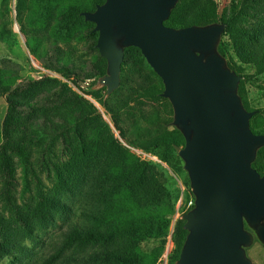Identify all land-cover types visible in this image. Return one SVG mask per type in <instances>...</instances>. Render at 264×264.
<instances>
[{
    "label": "rangeland",
    "instance_id": "rangeland-1",
    "mask_svg": "<svg viewBox=\"0 0 264 264\" xmlns=\"http://www.w3.org/2000/svg\"><path fill=\"white\" fill-rule=\"evenodd\" d=\"M87 1L0 0V69L10 75L3 81L15 87L23 81L41 80L16 99L28 101L39 92L64 83L96 110L90 120L78 122L69 131L64 130L62 136L66 146L64 149L56 147H60L59 153L65 159L64 150L67 153L71 146L79 149L80 179L76 189L72 193L64 190L56 194L69 205L74 196L76 215L61 212L53 214L52 222L35 223L34 241L25 234L11 237L12 245L0 253V264H115L118 257L124 259L122 264H169L170 257L177 255L171 239L175 222L193 207V196L183 165L180 164L178 170L174 167L177 153L150 146L155 137L163 138L159 124L171 116L165 101H152L150 98L153 92L162 88V82L140 52L131 50L127 54L120 87L105 100L106 107L92 96L82 94L72 79L61 75L69 69L78 75L80 84L90 85L97 82L96 73L103 67L104 62L91 49L94 37L81 39L85 28L68 16L72 36L66 39L67 30L60 22L62 9ZM205 11H215L219 21L227 25L220 49L243 76L241 87L247 109L258 111L252 121L258 126L257 132H264V0H186L174 16L173 23L178 26L188 24ZM30 48L36 51L37 58L30 53ZM5 108V101L1 99L0 120ZM117 111L115 127L111 118ZM65 117L67 122L72 120L67 115ZM56 124L62 127V124ZM166 139L171 140V137ZM183 145L178 143L179 147ZM121 148L132 154L137 162L159 166L155 174L144 179L136 193L143 194L140 188L156 187L159 190L163 204L158 211L164 216L167 235L162 239L141 241L139 249L128 236L70 242L67 235L76 222L85 231L93 230L96 236L107 230V224L100 223L97 216L106 206L102 196L108 186L99 184L98 177L93 179L89 175L102 173L115 164L124 171L131 169L127 163L132 159L123 155ZM33 156L35 162L40 161L36 153ZM259 156L264 169V152ZM136 177L131 169L126 178L128 182H134ZM136 182L137 179L133 186ZM45 184L49 186L50 181H45ZM20 191L21 186L18 188L20 200L29 197L28 193ZM126 199L131 200L129 197ZM121 204L132 209L129 202L121 201ZM247 255L253 264H264V245L255 241L247 249Z\"/></svg>",
    "mask_w": 264,
    "mask_h": 264
},
{
    "label": "water",
    "instance_id": "water-1",
    "mask_svg": "<svg viewBox=\"0 0 264 264\" xmlns=\"http://www.w3.org/2000/svg\"><path fill=\"white\" fill-rule=\"evenodd\" d=\"M178 0H105L83 12L94 24L95 47L106 61L94 88L106 96L120 85L124 50L137 48L160 78L171 105V125L184 138L175 146L193 207L180 216L187 236L174 264H253L247 249L264 245V174L252 164L264 147L238 93L241 76L218 47L220 22L164 25Z\"/></svg>",
    "mask_w": 264,
    "mask_h": 264
},
{
    "label": "trees",
    "instance_id": "trees-1",
    "mask_svg": "<svg viewBox=\"0 0 264 264\" xmlns=\"http://www.w3.org/2000/svg\"><path fill=\"white\" fill-rule=\"evenodd\" d=\"M104 1L88 0L87 2L72 5L67 9H62L59 13L61 25L67 30L65 34L66 39H70L72 36V26L70 20L66 18L68 16L79 26L85 28V35L81 39L94 37L91 49L104 62L103 67L100 70L98 69L96 73L98 79L105 75L106 61L100 57L95 47L97 33L93 32L94 24L85 21L81 14L83 12H93L95 7L103 4ZM185 1L178 0L169 18L164 22L165 26L183 28L192 25L200 26L220 22L218 14L215 11H205L200 12L188 24L175 25L173 18ZM223 24L226 30L227 25ZM221 42L222 39L218 50L223 55L220 49ZM131 50L140 52L134 47L124 50L120 84L121 74L124 66L127 64V54ZM30 51L34 57H38L33 48H30ZM228 64L238 74L235 64L229 61ZM61 75L72 79L73 85L82 94L92 96L104 107H106L105 100L113 96L120 87L109 96H106L105 88L95 89L96 82L90 85L80 84L78 75L69 69L62 72ZM6 76L9 77L10 75L0 69V100L4 99L6 104L4 116L0 120V253L5 252L7 247L12 245L11 237L13 236L25 234L29 240L34 241L36 234L33 232V225L37 222L43 224L52 222L53 214H60L61 212L76 215L74 196L71 197L69 205L62 199L57 198L56 194L64 190L72 193L76 189V185L80 179L79 168L81 162H79L80 158L77 154L79 149L71 146L67 153L64 150L65 156L71 155L69 158L66 156L65 159L59 153V148L64 149V146H66L64 135L62 136L64 130L69 131L78 122L90 120L96 112L92 104L82 96L72 92L64 83H58L52 89L41 91L28 101H19L16 99L19 95L25 93L32 86L39 84L41 80L23 81L17 86L11 87L3 81V78ZM161 86L162 88L153 92L150 98L152 101H165L170 108L169 116H171V119L159 124L163 138L155 137L150 146L169 149L177 153L174 147L178 146L179 142L184 143V138L171 125L172 108L169 101L161 97L163 85L161 84ZM238 93L241 96L243 106L247 109L241 81ZM118 113L119 111L112 114L113 117L111 118V122L115 127H117V122L114 116ZM66 115L72 119L70 122H67ZM252 118L250 119L252 132L264 134V132L256 131L258 126L254 124ZM56 123L62 124V127ZM167 137H171V140H167ZM58 146L60 147L56 148ZM33 147L35 150H33ZM263 152L264 147L257 152L256 160L252 164L253 168L260 175L264 174V169L261 168L259 163L262 162L259 154ZM34 153H36L40 161H34ZM121 153L132 159V162L127 164L135 171L137 177L134 179V182L137 179L136 186H133L134 182H128L126 178L131 169L124 171L116 164L102 173L92 172L89 178L94 179L98 177L100 180L99 184L103 183L108 186L107 191L102 196L103 204L106 202V206L104 205L102 212H99L97 216V220L100 223L107 224V230L104 234L96 236L93 230L85 231L76 222L67 235L70 242H81L82 240L96 241L102 238L128 236L136 242L137 249H139L138 244L141 241L146 239H162L167 235V225L164 222V216L158 211L159 207L163 204L159 197V190L156 187L140 188L139 190L143 194L139 195L136 193L137 188L143 184L144 179L155 174V169L159 166L148 162H137V159L132 154L122 148ZM174 160V167L178 170L180 164L183 165V162L178 155L175 156ZM45 181H50L49 186L51 187L47 186ZM20 186V192L29 194V197L26 199H19L18 188ZM22 194L19 195L22 196ZM127 197L131 198V200L128 201ZM121 201L129 202L132 209L129 210L123 206ZM183 225L184 221L179 217L175 222L171 235L177 255L170 257L169 264H174L177 260L187 236V231L183 228ZM123 261L124 259L119 257L114 260L115 264H122Z\"/></svg>",
    "mask_w": 264,
    "mask_h": 264
}]
</instances>
